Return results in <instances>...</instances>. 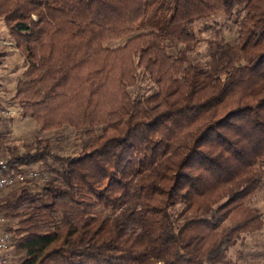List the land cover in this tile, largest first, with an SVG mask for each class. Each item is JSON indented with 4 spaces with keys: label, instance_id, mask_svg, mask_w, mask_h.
I'll return each instance as SVG.
<instances>
[{
    "label": "trees",
    "instance_id": "16d2710c",
    "mask_svg": "<svg viewBox=\"0 0 264 264\" xmlns=\"http://www.w3.org/2000/svg\"><path fill=\"white\" fill-rule=\"evenodd\" d=\"M0 19L20 113L56 135L0 134L12 172L49 175L0 191L11 264H232L264 228V0H0Z\"/></svg>",
    "mask_w": 264,
    "mask_h": 264
},
{
    "label": "rangeland",
    "instance_id": "374dc122",
    "mask_svg": "<svg viewBox=\"0 0 264 264\" xmlns=\"http://www.w3.org/2000/svg\"><path fill=\"white\" fill-rule=\"evenodd\" d=\"M224 14H216L204 20H200L193 27L195 33L205 24L218 22L225 24ZM225 38L231 42L236 41L235 31L228 32ZM211 38L212 34L205 35ZM125 39L110 41L106 44L108 47H117ZM25 67V58L15 48L11 36L4 22L0 19V106L9 112L4 115L0 122V134H7L16 144L29 143L35 137L56 136L53 133L42 131L40 126L30 118H23L18 104L14 100L16 84L21 78ZM61 134L64 140L60 143L61 148H65L68 153L75 150L74 132L70 128H65ZM259 207L264 214V200L260 199ZM232 264H264V228L248 236L243 245H237L229 253Z\"/></svg>",
    "mask_w": 264,
    "mask_h": 264
},
{
    "label": "built area",
    "instance_id": "2783aa9c",
    "mask_svg": "<svg viewBox=\"0 0 264 264\" xmlns=\"http://www.w3.org/2000/svg\"><path fill=\"white\" fill-rule=\"evenodd\" d=\"M0 115H9V112L0 108ZM48 178L49 175L47 172H42L37 169H25L12 172L7 160L0 157V191L10 189L28 180H47ZM5 224V219L0 217V264H11L8 253L12 244V235L4 230Z\"/></svg>",
    "mask_w": 264,
    "mask_h": 264
}]
</instances>
